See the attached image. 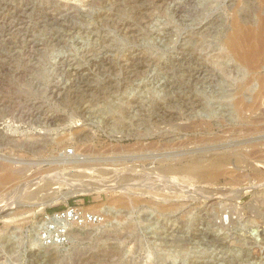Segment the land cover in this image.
<instances>
[{"label": "rangeland", "instance_id": "rangeland-1", "mask_svg": "<svg viewBox=\"0 0 264 264\" xmlns=\"http://www.w3.org/2000/svg\"><path fill=\"white\" fill-rule=\"evenodd\" d=\"M263 13L259 0H0V264H264ZM236 18L252 37L233 48ZM69 149L101 191L44 209L98 221L44 246L31 205L44 188L27 186ZM218 155L208 181L182 170Z\"/></svg>", "mask_w": 264, "mask_h": 264}, {"label": "bare ground", "instance_id": "bare-ground-1", "mask_svg": "<svg viewBox=\"0 0 264 264\" xmlns=\"http://www.w3.org/2000/svg\"><path fill=\"white\" fill-rule=\"evenodd\" d=\"M263 11H264V0H259ZM71 3V2H70ZM261 15V16H260ZM259 15V25L260 27H264V13ZM255 22V21H254ZM262 30V28H260ZM259 32V31H258ZM245 31L244 28L241 26L240 21L237 20V18L234 20L233 22V26H232V31L231 33H229V35L227 36L226 39V43L228 45H230L233 48H236L237 46L243 45V41L245 39H247V41L251 40L250 35H248V37H245ZM261 37H259L260 39ZM262 39V38H261ZM248 41V43L250 44V42ZM257 41V40H256ZM261 40H258V42ZM246 42V41H245ZM36 43V42H35ZM247 43V42H246ZM260 43V42H259ZM264 44V43H263ZM262 44V45H263ZM258 45V44H257ZM261 45V44H260ZM261 45V46H262ZM247 47V46H246ZM251 48V46H250ZM261 48L258 47V50H260ZM238 51V50H237ZM246 51V49H245ZM257 51V50H256ZM261 51V50H260ZM247 52V51H246ZM251 50L249 51V54L251 55ZM244 53V52H243ZM261 53V52H260ZM247 54V53H246ZM242 55V54H241ZM239 54V56H241ZM256 55V53H255ZM251 57V56H250ZM240 57H238L237 59H239ZM245 58V57H244ZM243 58V60H244ZM249 58V57H248ZM242 59V58H241ZM254 59V58H253ZM247 60V57L245 59V62ZM240 61V59H239ZM249 61V60H248ZM243 62V61H242ZM241 63V61H240ZM249 62H247V67ZM241 65H243L241 63ZM246 67V66H245ZM258 67V66H257ZM248 68H246L247 70ZM251 69V68H250ZM249 78V77H248ZM250 80V79H249ZM248 82V81H247ZM246 84V83H245ZM260 84V83H259ZM259 88V87H258ZM226 92V91H225ZM264 92V91H263ZM260 95L262 96V93H260ZM259 102V100H258ZM258 104V103H256ZM247 105V104H246ZM246 105L244 107H246ZM235 153V152H234ZM243 153V152H242ZM224 154V153H223ZM66 157L62 160L63 164L62 166H65V169H61L58 172L53 173L52 175H45V176H41L42 178L40 180L37 179V181H35L34 183H29L27 188L31 185L35 186L34 189H38V190H42V188H44V193H42L39 196H35V201L31 202L32 207H34L33 209H35L37 207V212H41L47 205H55L58 204L60 201L68 198L71 195L74 194H85V193H90V192H96L98 193L99 191H101V187L98 185V182H92V181H88L80 179L79 177H81L80 175H83V173L80 172H85V169H80L79 167H81L83 165V163L85 162V159L79 156H75L74 158L72 157L71 159H69L68 154H65ZM250 156V154H249ZM242 157V156H241ZM224 157L221 155L216 156L214 159L211 160L210 163L208 164H199V163H194V164H190L187 165L185 167H183V171L190 176H195L196 178H199L203 181H208L212 178H214L217 173H218V169L221 168L220 166L222 165V163L224 162ZM260 163V162H259ZM262 167H264V164H259ZM261 166H259V169L261 168ZM84 167V166H83ZM225 168V167H224ZM227 168V167H226ZM167 169V168H166ZM68 170V171H66ZM14 172V171H13ZM170 172V171H169ZM18 173V172H16ZM171 173V172H170ZM173 173V172H172ZM167 175V173H166ZM6 179V178H4ZM173 179V178H172ZM4 181V180H3ZM50 184H52V187H49ZM54 184V186H53ZM26 188V187H25ZM204 188V187H203ZM124 189V188H123ZM233 189V188H232ZM128 190V189H127ZM204 190V189H203ZM219 190V189H218ZM216 191L214 193V195H217V197L214 198H208V201H212L215 202V199L220 197L222 195V193H220L219 191ZM221 190V189H220ZM229 191L226 189H223V191ZM234 190V189H233ZM46 191V192H45ZM64 191V192H62ZM25 192H27L26 196L24 197H28L30 198L31 194V190H26ZM32 192H34L32 190ZM236 191H230V193H234ZM34 196V195H32ZM205 196V195H204ZM232 197H236V195H231ZM208 197V196H207ZM259 198V197H258ZM253 199V198H252ZM32 200V199H31ZM254 201V200H253ZM250 206V205H249ZM3 207V206H2ZM257 207V206H256ZM261 207V206H260ZM253 208V207H252ZM251 208V209H252ZM259 208V207H258ZM257 208V209H258ZM260 209V208H259ZM251 211V210H250ZM254 211V210H253ZM262 212V211H261ZM259 214V213H258ZM262 217H264V214H260ZM197 234L199 236H201V238H212L215 239L217 241L220 240V238L217 235H214L215 237H210V233H208L207 231H197ZM196 234V235H197ZM242 241H244L245 243H249V241L242 239ZM263 242V241H262ZM250 256V254L248 252H246L244 254V257L242 256V258H231V257H226L222 260H216L215 262H203L202 264H234V263H239V264H244L245 261H249L248 257Z\"/></svg>", "mask_w": 264, "mask_h": 264}, {"label": "built area", "instance_id": "built-area-1", "mask_svg": "<svg viewBox=\"0 0 264 264\" xmlns=\"http://www.w3.org/2000/svg\"><path fill=\"white\" fill-rule=\"evenodd\" d=\"M69 155L72 150L66 151ZM98 217L78 206L67 205L63 209H44L41 218L35 222V237L44 246L58 245L67 241L75 226L95 223Z\"/></svg>", "mask_w": 264, "mask_h": 264}]
</instances>
